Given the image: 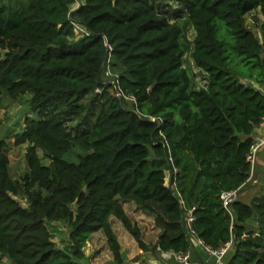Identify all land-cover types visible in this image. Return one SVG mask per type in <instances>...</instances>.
Returning <instances> with one entry per match:
<instances>
[{"label":"trees","instance_id":"1","mask_svg":"<svg viewBox=\"0 0 264 264\" xmlns=\"http://www.w3.org/2000/svg\"><path fill=\"white\" fill-rule=\"evenodd\" d=\"M250 12L261 15L259 35ZM263 85L264 0H0V95L30 93L38 116L14 133L27 146L18 178L0 138V264H86L97 231L108 264H120L110 216L154 257L185 253L196 238L211 249L230 243L218 264H264V193L228 209L221 198L250 177ZM70 152L76 162L63 158ZM128 201L159 229L153 243ZM53 221L68 227L62 246Z\"/></svg>","mask_w":264,"mask_h":264},{"label":"rangeland","instance_id":"2","mask_svg":"<svg viewBox=\"0 0 264 264\" xmlns=\"http://www.w3.org/2000/svg\"><path fill=\"white\" fill-rule=\"evenodd\" d=\"M75 5L76 4H73L71 7H74ZM254 15L256 16L257 12H250L246 14V23L257 35H259L258 24L251 21L253 20ZM81 32L82 28L76 27L75 36L77 37ZM192 35V31H190L189 37L192 38ZM183 64L192 74L194 85L196 87L202 85L203 80L201 72L196 66H194L189 52L185 53ZM30 97L31 94L28 92L14 100L8 98L6 95H0V116L2 120L0 125V138H3L7 143L9 174L12 178L20 177L25 170L24 155L27 150L26 144L15 145L13 143L14 133L21 129L25 117L29 116L34 120L38 119L37 114L29 108ZM76 122L77 120H74L73 122H70V125H74ZM37 153L43 164L49 163V159L39 148L37 149ZM63 158L68 161H77V157L74 152L63 155ZM166 184H169L168 174H166ZM15 198L18 199L22 205H25L24 199H22L19 195L15 196ZM123 207L132 221L139 225L143 241L146 243H153L157 234L152 218L137 210L132 202H124ZM110 222L121 245L123 261L120 264H129L132 260L138 259L139 247L136 241L124 229L119 220L110 216ZM48 228L52 233L53 240L56 244L58 246H62L67 240L69 234L67 225H65L62 221H53L48 224ZM83 251L87 258L86 264H108L113 261V256L108 249L103 234L100 231H97L90 236L83 248ZM4 261V257L0 258V263ZM180 264L183 263L180 262ZM207 264H215V257H212Z\"/></svg>","mask_w":264,"mask_h":264},{"label":"crops","instance_id":"3","mask_svg":"<svg viewBox=\"0 0 264 264\" xmlns=\"http://www.w3.org/2000/svg\"><path fill=\"white\" fill-rule=\"evenodd\" d=\"M256 16L261 19V15L259 13H257ZM251 21L255 23L253 20ZM259 88L264 91V85ZM252 137L253 141L264 140V121L254 129ZM261 191L264 193V142L260 144L257 149L250 177L237 191V198H240L242 201L249 202L255 193ZM158 232L159 229L156 228V234H158ZM191 241V248L187 251L189 254V264H207V262L211 260L212 256L204 250L203 246L196 238H192ZM155 256L156 257L148 252L142 251L141 249L138 250V259H141L144 263L155 264V262H157L159 264H180V261L177 260L175 254L171 251L160 252Z\"/></svg>","mask_w":264,"mask_h":264},{"label":"built area","instance_id":"4","mask_svg":"<svg viewBox=\"0 0 264 264\" xmlns=\"http://www.w3.org/2000/svg\"><path fill=\"white\" fill-rule=\"evenodd\" d=\"M117 94L120 95L119 92H117ZM131 99H132V97H131ZM147 117L150 120H152V121H155V120L159 119L158 117H155V116H147ZM262 122L260 124H262ZM263 142H264V140L263 141H253L252 144H251L250 151H249V154L247 156L248 160L250 161V164H251L250 174L252 172L253 165H254V162H255V155H256L257 149L260 146V144H262ZM221 198H222L224 207L226 209H228V206H229L230 202L237 198V191H235V190L234 191H224L221 194ZM192 219L193 218H192L191 215H189L187 217L188 224L191 222ZM191 232H193V230H191ZM197 241L203 246L204 250L210 256L215 257V264H218L220 262V260L222 259L223 255L228 251V249L230 247V243H227V244H225L223 247H221L219 249H211L208 246H204L200 239H197ZM175 256H176L177 260H179L183 264H189V254H188V252L175 254ZM129 264H151V263H144L140 259H134Z\"/></svg>","mask_w":264,"mask_h":264},{"label":"water","instance_id":"5","mask_svg":"<svg viewBox=\"0 0 264 264\" xmlns=\"http://www.w3.org/2000/svg\"><path fill=\"white\" fill-rule=\"evenodd\" d=\"M168 187L171 188V184L170 183L168 184ZM155 264H159V263L155 262Z\"/></svg>","mask_w":264,"mask_h":264}]
</instances>
